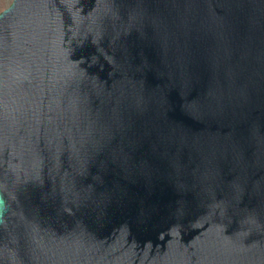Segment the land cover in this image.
I'll return each mask as SVG.
<instances>
[{
	"label": "water",
	"instance_id": "obj_1",
	"mask_svg": "<svg viewBox=\"0 0 264 264\" xmlns=\"http://www.w3.org/2000/svg\"><path fill=\"white\" fill-rule=\"evenodd\" d=\"M0 264H264V0H9Z\"/></svg>",
	"mask_w": 264,
	"mask_h": 264
},
{
	"label": "rangeland",
	"instance_id": "obj_2",
	"mask_svg": "<svg viewBox=\"0 0 264 264\" xmlns=\"http://www.w3.org/2000/svg\"><path fill=\"white\" fill-rule=\"evenodd\" d=\"M9 0H0V11L4 8Z\"/></svg>",
	"mask_w": 264,
	"mask_h": 264
}]
</instances>
